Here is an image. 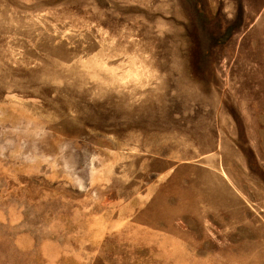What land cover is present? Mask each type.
Instances as JSON below:
<instances>
[{
  "label": "rangeland",
  "instance_id": "1",
  "mask_svg": "<svg viewBox=\"0 0 264 264\" xmlns=\"http://www.w3.org/2000/svg\"><path fill=\"white\" fill-rule=\"evenodd\" d=\"M0 264H264V0H0Z\"/></svg>",
  "mask_w": 264,
  "mask_h": 264
}]
</instances>
